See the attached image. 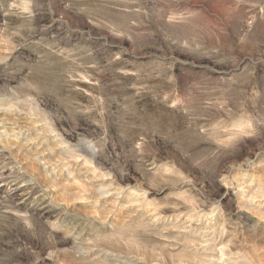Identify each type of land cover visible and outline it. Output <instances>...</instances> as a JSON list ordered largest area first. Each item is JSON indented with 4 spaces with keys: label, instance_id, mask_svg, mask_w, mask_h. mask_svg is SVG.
Returning <instances> with one entry per match:
<instances>
[{
    "label": "rangeland",
    "instance_id": "1",
    "mask_svg": "<svg viewBox=\"0 0 264 264\" xmlns=\"http://www.w3.org/2000/svg\"><path fill=\"white\" fill-rule=\"evenodd\" d=\"M0 264H264V0H0Z\"/></svg>",
    "mask_w": 264,
    "mask_h": 264
},
{
    "label": "bare ground",
    "instance_id": "2",
    "mask_svg": "<svg viewBox=\"0 0 264 264\" xmlns=\"http://www.w3.org/2000/svg\"><path fill=\"white\" fill-rule=\"evenodd\" d=\"M16 140H17V139H16ZM49 190H50V189H49ZM71 207H72V206H71ZM67 208H68V206H67ZM73 209H74V208H73ZM68 210H69V209H68ZM222 246H224V245H222ZM223 248H224V247H223ZM223 248L221 249V253H222V254H223V252L225 253V251H224ZM219 249H220V248H219ZM219 256H220V255H219ZM217 259H218V258H217ZM219 259H220V258H219ZM215 260H216V259H215ZM213 261H214V260H213ZM213 261H212V262H213ZM215 263H216V262H215Z\"/></svg>",
    "mask_w": 264,
    "mask_h": 264
}]
</instances>
